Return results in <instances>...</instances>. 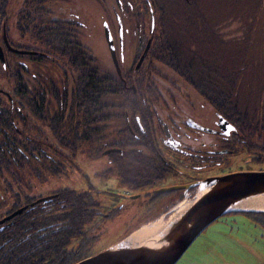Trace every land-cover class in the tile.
<instances>
[{"label":"trees","instance_id":"1","mask_svg":"<svg viewBox=\"0 0 264 264\" xmlns=\"http://www.w3.org/2000/svg\"><path fill=\"white\" fill-rule=\"evenodd\" d=\"M205 2L210 0H25L16 27L45 50L31 58L28 75L23 70L11 74L13 104L3 108L0 103V175L59 177L66 173L60 160L71 157L62 149L73 156L84 146L93 157L108 151L122 184L140 192L173 169L157 133L172 125L212 127L211 115L226 121L231 134L221 138L227 152L211 153L216 157L206 156V162L223 164L245 146L264 152V88H248L256 63L245 43L251 47L254 31L236 25L237 15L229 11L218 17L220 25L208 22ZM7 6L8 0H0V20ZM228 19L232 25L227 27ZM106 28L113 35L121 78ZM149 40L146 60L136 70ZM31 117L49 126L58 147L29 135ZM150 195L148 211L168 194ZM182 195L141 223L168 212ZM23 205L22 214L0 232V264H76L92 256L83 230L100 210L90 192L64 189L46 198L25 197L24 204L16 196L6 215ZM243 214L264 226V213ZM75 237L80 244L69 251Z\"/></svg>","mask_w":264,"mask_h":264},{"label":"rangeland","instance_id":"2","mask_svg":"<svg viewBox=\"0 0 264 264\" xmlns=\"http://www.w3.org/2000/svg\"><path fill=\"white\" fill-rule=\"evenodd\" d=\"M24 1L8 0L7 16L1 27L0 40L4 39L5 31L11 44L30 50H45L41 44L32 40L28 35L22 36L16 27L18 12ZM259 1L263 2V0H254L251 5L249 4L251 0H210V2H205L208 5V12L205 9L204 11L208 13L210 19L227 14V11L230 15H237L236 17L256 16L258 10H261ZM233 4L238 6L239 10H236ZM249 6L253 8L255 6L256 12H247ZM234 23L240 25L236 21ZM224 24H227V27L231 26L232 21L225 20ZM255 37L257 40L253 42ZM262 42L264 43V26L255 25L251 47L247 43L245 45L256 63L251 78L259 76V81H262L260 79L264 75L261 70L264 67V44ZM256 87L257 85L250 86L248 83L251 91L259 89ZM0 90L12 95L13 83L0 78ZM1 97L6 100L5 96ZM27 123L26 128L30 136H40L50 145L58 147L47 124L34 117H31ZM253 142L260 147L264 140ZM160 148L165 159L173 165V169L156 185L140 192L130 191L122 184L115 166L109 163L107 155L89 156L84 146H81L73 156L70 150L62 149L71 157L60 160L66 165V173L59 177L48 176L46 180H40L35 174L29 172L19 176L5 172L0 175V220L6 217L12 209L16 196H20L24 203L25 197L46 198L64 189L88 191L98 202L100 210L83 230L86 237L90 239L89 251L93 256L121 243L129 231L145 224L141 223L145 217L156 214L166 203L175 201L183 193L176 191L168 194L162 200L161 205L148 211L150 194L153 192L158 193L163 188L187 185L234 173L264 171V157L259 158V155H264V152L260 148L245 146L238 152L229 154L225 163L206 168H200L198 163L191 161L186 154L175 147L161 144ZM191 195H196L195 191L183 193L182 200L178 201L174 207ZM172 211L165 215L166 219H169ZM157 219L159 217L150 221ZM79 242L80 237L73 238L67 249L75 250ZM177 264H264V226L243 213L226 214L197 237Z\"/></svg>","mask_w":264,"mask_h":264},{"label":"water","instance_id":"3","mask_svg":"<svg viewBox=\"0 0 264 264\" xmlns=\"http://www.w3.org/2000/svg\"><path fill=\"white\" fill-rule=\"evenodd\" d=\"M105 33L117 74L121 76L112 34L108 29L105 30ZM149 45H147L137 68L141 66L149 50ZM202 189L208 190V193L199 198V192ZM191 190H194L196 195L188 196L191 199L188 197L186 199L194 202L193 205L176 221L169 223L153 239L134 246L128 244V239L132 234L144 225L153 222L150 221L133 230L123 238L121 243L76 264H177L197 237L219 218L232 212L249 213V211H234L231 208L248 198L264 194V171L213 177L187 185L163 188L158 193L170 194L182 191L187 194ZM174 208L162 214L159 218L169 214ZM22 212L23 209L18 210L2 220L0 224ZM251 213L263 212L252 211Z\"/></svg>","mask_w":264,"mask_h":264},{"label":"flooded vegetation","instance_id":"4","mask_svg":"<svg viewBox=\"0 0 264 264\" xmlns=\"http://www.w3.org/2000/svg\"><path fill=\"white\" fill-rule=\"evenodd\" d=\"M260 8H261V10H258L257 15L256 16L254 15L255 17L254 16L237 17L235 19V21L238 22L240 25L246 26L247 31L252 29L250 32H253L254 30H253L252 26H255V25H263L264 26V0H263V5ZM247 12H250V13L256 12V8L249 6V9ZM5 19H6V17L3 20H0V31H1V27L5 23ZM207 21L213 22L216 25H220L221 19L211 18V19H208ZM153 22H154V19H152V27L155 26V22H154V25H153ZM120 29H122V27H120ZM112 37H113V35H112ZM139 41H141V37L139 38ZM148 44H150L149 45V49H150L151 40H149L146 43V47ZM121 46H122V41H121ZM114 47H115V45H114ZM146 47H145V50H146ZM145 50H144V52H145ZM41 52H43V51L42 50H30V49H27L24 47H20V46L11 44L8 41L7 35L4 31V39L0 40V78H3L5 80H7L8 82H12L14 77L12 78L11 74H13V73L19 74L20 70H23L24 73L28 75L29 69H30L31 58L33 56H37V57L43 56V54ZM144 52L140 56L139 60L137 61L136 65H135L136 70H139L140 67L143 65V63L146 60L148 52H147L146 56L144 57V60L141 64V66L139 68H137V65H138L140 59L144 55ZM116 56L118 59L117 52H116ZM118 62H119V59H118ZM19 66L21 67V69L19 68ZM119 67H120V63H119ZM120 70H121V68H120ZM261 70H263V73H264V67H262ZM119 77L120 78L122 77V71H121V76H119ZM254 77L252 78V81L249 82L250 86L257 85L256 88H259V89L262 88L263 89L264 88V75L260 79L262 81H259V76H254ZM256 79H257V81H256ZM12 95L7 94L6 92L0 90V103L2 104L3 108L4 107L6 108L7 105L13 104L14 99H13ZM1 96H5L6 100H4ZM210 118H211V121L213 122V125H212L213 127L202 126L201 124L196 122L197 124H195V123L189 124L188 128H184V129H181L175 125H172V127H170L167 130V132L157 133V141H158L159 146L162 144L163 146L167 145V146L175 147L180 152L186 154L191 161H193L195 163L200 161L201 163H198L200 168H205L207 166H214V163H212V159H210V162L209 161L206 162L205 157L207 156L208 158H213L216 156L211 155V153H217V155H222V154H225L227 152V150L221 149V146H222L221 145V138L223 137L224 139H226L229 137V135L231 134V131H230L231 127L228 125V123L226 121H224L223 119H221L217 115H211ZM205 140H207L208 142H206ZM184 144H186V145H184ZM107 153H108V151L105 152V155H107ZM39 198H44V197H39ZM22 204H24V203H22ZM26 208L27 207L25 205H23V207H20L18 210L23 209V211H24ZM18 210L14 211L13 213L17 212ZM236 213H238V212H236ZM12 214L6 215V217H4L2 220L6 219L7 217L11 216ZM18 215H20V214H18ZM18 215H16V216H18ZM15 217H13V218H15ZM12 219H10V220H12ZM2 220H0V222ZM10 220H8V221H10ZM8 221H6V222H8ZM6 222H4L3 224H0V232L3 231V227H4V224Z\"/></svg>","mask_w":264,"mask_h":264},{"label":"bare ground","instance_id":"5","mask_svg":"<svg viewBox=\"0 0 264 264\" xmlns=\"http://www.w3.org/2000/svg\"><path fill=\"white\" fill-rule=\"evenodd\" d=\"M208 193V190L202 189L199 192V198H202ZM194 202L184 200L179 203L172 211L169 219L165 216L159 218L147 225H144L128 239V244L131 246L138 245L156 237L169 223L176 221L181 215L187 211ZM234 211H249V212H263L264 213V194L248 198L242 203H239L231 208Z\"/></svg>","mask_w":264,"mask_h":264}]
</instances>
